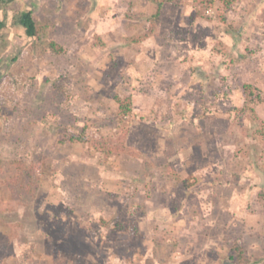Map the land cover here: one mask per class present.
Masks as SVG:
<instances>
[{
  "label": "rangeland",
  "instance_id": "rangeland-1",
  "mask_svg": "<svg viewBox=\"0 0 264 264\" xmlns=\"http://www.w3.org/2000/svg\"><path fill=\"white\" fill-rule=\"evenodd\" d=\"M20 2L63 52L0 29V159L52 167L0 179L2 264H264V0Z\"/></svg>",
  "mask_w": 264,
  "mask_h": 264
},
{
  "label": "trees",
  "instance_id": "trees-1",
  "mask_svg": "<svg viewBox=\"0 0 264 264\" xmlns=\"http://www.w3.org/2000/svg\"><path fill=\"white\" fill-rule=\"evenodd\" d=\"M176 1L178 0H155L156 10L153 13V24L154 21H156V19L160 16L163 2L174 3ZM195 1L199 4L204 3L206 7H211L214 2H219L223 8L230 9L236 0ZM14 2L15 0H0V10L3 12V18L0 20V29L7 24H10V26H18L23 30L27 37H30L34 40L32 49L49 50L57 54L63 52V46L55 40L49 38L47 32L38 25L33 17L32 10L29 9L23 2H20L18 6L13 7ZM190 17L194 16L191 15ZM143 37H147V34H144ZM243 93L245 107L246 104L250 102L251 96L253 95V89L249 83H245L243 85ZM257 98H259V95H257ZM115 100L117 103L116 115L118 118H122L132 111V98L130 95L124 97L116 96ZM67 136L70 142L84 143L88 140L84 129L80 132L68 131ZM101 148L105 149L104 154L106 156L110 154L117 155L120 153V150L126 149L124 142L121 139H119L116 144L105 142ZM51 171L52 167L42 160L34 163H25L21 159H13L10 161L0 159V179L2 178V182L6 186H9L12 192L14 188L19 189V191H31V185L37 184L39 179L43 178ZM182 182L185 187H189L191 184L187 179H183ZM22 193L23 192L19 193L20 196H22ZM229 257L234 259L236 264L250 263L243 247L238 243H234L231 246ZM0 264H2L1 257Z\"/></svg>",
  "mask_w": 264,
  "mask_h": 264
}]
</instances>
